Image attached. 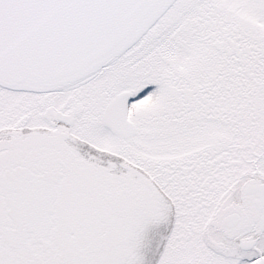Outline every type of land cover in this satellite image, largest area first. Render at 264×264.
Wrapping results in <instances>:
<instances>
[{
    "label": "snow or ice",
    "instance_id": "snow-or-ice-1",
    "mask_svg": "<svg viewBox=\"0 0 264 264\" xmlns=\"http://www.w3.org/2000/svg\"><path fill=\"white\" fill-rule=\"evenodd\" d=\"M0 264H264V0H0Z\"/></svg>",
    "mask_w": 264,
    "mask_h": 264
}]
</instances>
